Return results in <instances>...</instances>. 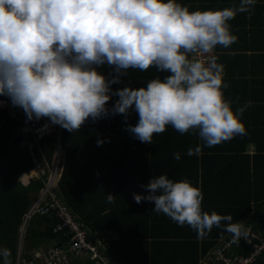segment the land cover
I'll use <instances>...</instances> for the list:
<instances>
[{
  "label": "clouds",
  "instance_id": "obj_1",
  "mask_svg": "<svg viewBox=\"0 0 264 264\" xmlns=\"http://www.w3.org/2000/svg\"><path fill=\"white\" fill-rule=\"evenodd\" d=\"M255 3L190 11L177 0H0V96L27 120L46 118L69 132L110 113L126 120L134 110L139 118L127 131L141 143L152 144L154 134L171 126L180 134L195 131L208 147L218 145L246 130L243 109L234 112L224 96L228 84L214 52L236 41L229 21ZM104 65L112 68L111 78L98 71ZM150 67L168 75L112 91L128 69ZM112 96L118 99L109 109ZM141 187L148 195L134 193L137 204L154 202L153 211L189 226L198 238L222 223L233 243L248 236L242 221L202 210V191L188 180L161 174ZM10 255L0 249L2 264H11Z\"/></svg>",
  "mask_w": 264,
  "mask_h": 264
},
{
  "label": "trees",
  "instance_id": "obj_2",
  "mask_svg": "<svg viewBox=\"0 0 264 264\" xmlns=\"http://www.w3.org/2000/svg\"><path fill=\"white\" fill-rule=\"evenodd\" d=\"M263 1L256 0V3ZM177 2L194 11L235 7L240 0ZM256 3L247 14L237 13L229 21L230 30L237 37L230 46L238 43V34L247 33L244 31L247 24L253 25L249 19L259 20L260 4ZM247 15L249 19L245 18ZM221 48L217 46L214 55L225 70L223 81L229 87L236 62L229 61L234 53L220 51ZM98 71L108 78L113 73L107 65ZM166 75L168 73L158 72L155 67L143 72L130 68L120 77V83L110 87L113 92L126 86L133 89L146 87L149 80L163 79ZM223 92L227 94V88ZM117 99L112 96L107 107L111 109ZM138 118V114L130 110L126 120L120 114L110 113L96 121L88 119L79 130L72 132L59 126L58 144L55 129L43 136L35 149L36 157L51 165L59 146L62 161L58 163L59 178L53 192L72 219L86 226L102 242L110 257L109 263L198 264L219 240L230 237L222 223L221 228L213 227L204 238H198L189 226H179L163 213L153 211L154 202L137 204L133 194L148 195L141 185H147L153 176L161 174L173 181L188 180L198 187L203 194L202 210L209 214L215 211L220 215H231L233 223L260 222L264 231V151L261 147L264 136L259 140L250 139L256 146L252 157L245 152L249 141L247 131L208 147L195 131L180 134L168 126L165 132L154 134L152 144H148L141 143L127 131V126H134ZM44 121L42 118L37 122ZM19 138L14 121L9 119L6 111H0V249L10 250L11 264H15L23 216L42 189V182L33 177L29 153L17 147ZM98 141H101L99 146ZM232 143V157L240 163L244 160L245 168L234 166L230 169L222 164L225 146ZM197 148L199 152H196ZM189 149L193 150L192 155H188ZM173 153H179L180 159H174ZM107 194L114 196L113 202H108ZM252 206L255 213L248 216ZM57 223L61 224V221L54 213L33 216L23 234L21 256L27 259L29 253L46 248L51 241L68 239L70 233L66 227L52 232ZM256 264H264V259Z\"/></svg>",
  "mask_w": 264,
  "mask_h": 264
},
{
  "label": "built area",
  "instance_id": "obj_3",
  "mask_svg": "<svg viewBox=\"0 0 264 264\" xmlns=\"http://www.w3.org/2000/svg\"><path fill=\"white\" fill-rule=\"evenodd\" d=\"M0 101H3L0 110L6 111L9 119L16 124L20 134L18 148L29 153L34 179H39L42 182V189L37 199L23 216L19 229L15 264H111L102 242L96 239L86 226L72 219L53 192L59 178V146L56 147L51 165L36 157L35 149L38 142L51 132L50 126L47 125L45 128L46 122L36 125L32 122L28 124L25 113L20 108L13 107L8 97L3 96ZM55 129L58 131L59 125H56ZM52 213L61 221V224L55 225L52 232L57 233L66 227L70 236L63 242L51 241L46 248H38L29 253V258H23L21 245L29 220L35 215L43 216ZM254 213L255 209L252 206L248 216H253ZM244 225L248 230L246 239L242 238L239 243H233L232 236L229 234L230 237L219 240L215 248L200 259L198 264H256L258 260L264 259V231L261 230L263 224L247 222Z\"/></svg>",
  "mask_w": 264,
  "mask_h": 264
},
{
  "label": "crops",
  "instance_id": "obj_4",
  "mask_svg": "<svg viewBox=\"0 0 264 264\" xmlns=\"http://www.w3.org/2000/svg\"><path fill=\"white\" fill-rule=\"evenodd\" d=\"M256 4H260L259 20L245 16L253 25L247 24L244 27L246 34H238V43L230 46V49L223 47L220 50L234 53L229 61L236 62V68L227 87V94L224 96L231 102L234 112L243 109L240 120L249 136V141L245 145V152L249 157H252L256 149L255 143L250 142L252 141L250 139L259 140L264 136V1ZM222 77H225V70L222 72ZM233 146V143L225 146L222 164L229 166L230 169H234V166L237 169L245 168L244 160L240 163L232 157ZM261 147L264 151V144ZM249 178L253 180V177ZM239 180L240 178L237 179Z\"/></svg>",
  "mask_w": 264,
  "mask_h": 264
},
{
  "label": "rangeland",
  "instance_id": "obj_5",
  "mask_svg": "<svg viewBox=\"0 0 264 264\" xmlns=\"http://www.w3.org/2000/svg\"><path fill=\"white\" fill-rule=\"evenodd\" d=\"M0 99H3V96H0ZM21 111H23V110L21 109ZM25 117H26V116H25ZM26 119H27V117H26ZM44 120H46L45 125L50 126V130H51V132L54 131V128H55L56 125L51 124V122H50L49 120H47L46 118H44ZM26 121H27L28 124H29L30 122H32L34 125H36V124L38 123V122L35 121V120H32V121L26 120ZM38 129H40V128H38ZM17 131H18V130H17ZM55 132L58 133L59 130L57 131V129H56ZM58 159H59V160H58V163H59V161H60V162L62 161V155H61V153H59V158H58ZM49 168H51V167H49ZM50 170H51V169H50ZM33 175H34V174H33Z\"/></svg>",
  "mask_w": 264,
  "mask_h": 264
},
{
  "label": "water",
  "instance_id": "obj_6",
  "mask_svg": "<svg viewBox=\"0 0 264 264\" xmlns=\"http://www.w3.org/2000/svg\"><path fill=\"white\" fill-rule=\"evenodd\" d=\"M59 142V132L57 133V144Z\"/></svg>",
  "mask_w": 264,
  "mask_h": 264
}]
</instances>
